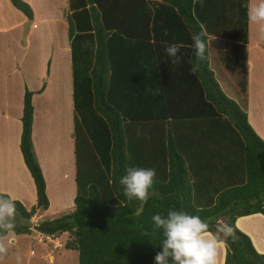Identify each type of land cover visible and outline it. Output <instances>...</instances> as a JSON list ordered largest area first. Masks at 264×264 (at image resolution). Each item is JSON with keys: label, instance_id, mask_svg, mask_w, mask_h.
Segmentation results:
<instances>
[{"label": "trees", "instance_id": "obj_1", "mask_svg": "<svg viewBox=\"0 0 264 264\" xmlns=\"http://www.w3.org/2000/svg\"><path fill=\"white\" fill-rule=\"evenodd\" d=\"M9 1L31 18L27 3ZM247 1L203 0L201 6L200 0L195 4L194 0H67L75 163L73 209L42 219L32 228L45 235L67 232L70 237L64 247L77 252V264H156L154 257L161 251L163 236L162 230L153 228L151 217L157 213L166 216L169 209L211 220L213 231L217 218L232 226L234 235L225 239L223 264H264V253L257 252L249 237L234 225L238 216L264 215V141L250 128L244 111L219 89L207 67V54L197 61L192 47L193 36L201 31L206 33L205 40L208 35L223 37L232 42L234 61L244 64ZM173 43L193 54L198 64L194 74L190 69L196 64L184 66L194 84H182L179 92L166 83L161 65L155 84H151L133 77L135 64H122L127 53L143 52L138 46ZM131 58L128 56L127 61H134V55ZM244 83L243 69L241 90ZM188 88L196 90L195 102L201 103V109L207 107L225 115L224 121L239 143L238 155L223 151L224 180L208 197L190 194L188 173L177 154L178 160L162 165H141L135 163L138 152L131 143L129 123L143 119L135 115L137 109L146 106L150 113L144 117L161 121L176 108L192 103L182 95L173 99L177 93L187 94ZM30 97L31 92L25 88L18 147L34 184L35 203L26 210L13 199L18 212L15 234L29 233L28 220L48 207L45 182L30 139ZM236 157L241 161L242 175L235 179L228 162ZM129 167L156 171L140 216L134 215L139 201L128 202L119 183Z\"/></svg>", "mask_w": 264, "mask_h": 264}, {"label": "crops", "instance_id": "obj_2", "mask_svg": "<svg viewBox=\"0 0 264 264\" xmlns=\"http://www.w3.org/2000/svg\"><path fill=\"white\" fill-rule=\"evenodd\" d=\"M22 1L27 3L31 9L32 16L30 19L14 8L9 0H3L2 5L6 11L4 14L6 15L5 19L9 16L12 18V21L7 24V29L4 30L6 33H12L11 43L18 45L22 40V36L25 40L22 55L32 49V54L38 55L42 64L37 65L31 62L27 64L12 63L8 68L10 70H7L6 73L7 82L11 84L10 86L15 85L16 88L13 92L9 88L10 86L7 85L10 90L9 97L14 100V103L0 106V193L8 194L12 199L18 200L26 210L35 203L34 184L23 163L18 147L21 131L22 96L26 88L31 92L32 121L30 139L45 182V193L47 195L49 177L47 162L50 161L52 168L58 172V175L56 174L58 183L63 184V191L60 193V198H58L59 201L56 199L55 201L60 205H72L73 207L75 163L67 24L64 20L63 10L60 9L57 2L53 0ZM248 4L249 0L247 6ZM25 24H27L26 30L24 29ZM250 26L247 20L244 64H237L234 61L231 40L208 35L206 39L208 45L206 50L207 67L211 70L219 89L225 96L234 100L239 108L244 111L250 128L264 141V43L260 39L250 36ZM58 27L62 29L60 32L57 30ZM165 46L160 44L138 46L143 52L127 53L122 64H135L132 68H135L137 72H134L133 77L143 79L144 82L151 84H155L161 65L165 72L163 75L166 78V83L176 86L175 90L179 92L182 84H194L191 75L184 66L186 64H196V62L192 58L193 54L191 55L188 50L181 47L179 61L172 63L171 58L165 54ZM223 53L225 59L220 58ZM132 55H134V61L130 60L131 62H128L127 57L129 56L130 59ZM226 57L228 58L227 62ZM143 66L146 69H143ZM221 66L220 77L218 70ZM243 69L245 83L244 90H241L239 80ZM143 70L145 73H143ZM185 77L187 82L184 79ZM148 78L149 80H147ZM228 84L232 89L229 88ZM195 91L194 88H188L186 90L187 94H175L173 99H181L180 95H182L188 103H192L182 105L181 108H178L179 110L176 108L172 111V114L161 121L144 117L148 116L145 115L146 113H150V111H147L146 106L137 109L135 115H140L143 119L131 121L129 130L133 136L131 143L136 146L138 152L135 163L162 165L164 161L178 160L177 154L183 161L188 173L187 183L190 187V194L192 196L208 197L213 194L218 186L222 185L224 180V175H222L223 151L226 150L238 155L239 143L235 138V133L230 130L224 121L225 115L217 110L213 112L207 107L201 109V103L195 102L196 99L198 100V96L194 94ZM55 113L64 122L63 126L66 128L64 138L60 137L62 129L59 130V136L56 137L50 128L52 126L50 121H52ZM138 130L139 135L137 134ZM44 139V143L48 140L50 148L47 147V151L43 154L41 146ZM231 139L233 141H230ZM57 140L60 143L56 144ZM228 156L231 157L230 154ZM228 163L235 173L234 178L241 177L242 167L239 157ZM65 186L66 189H64ZM64 202H67V204ZM234 225L249 237L257 252L264 253V215L257 212L238 216L234 220ZM35 232L38 240L42 236L47 237V235L36 230ZM62 233L67 234V232ZM10 238L14 240L13 237ZM57 244L58 247H61L59 243ZM49 245L53 249H50L45 243L42 244V251L39 255L42 261H46L47 264H59L58 262L69 264L65 263V260L69 257L67 252L73 249H60L50 243ZM224 253L223 244L219 250L220 264H223Z\"/></svg>", "mask_w": 264, "mask_h": 264}, {"label": "clouds", "instance_id": "obj_3", "mask_svg": "<svg viewBox=\"0 0 264 264\" xmlns=\"http://www.w3.org/2000/svg\"><path fill=\"white\" fill-rule=\"evenodd\" d=\"M196 0H194V4ZM203 6V0H200ZM247 20L250 25H256L259 38L264 40V0H250L246 9ZM206 33L201 31L193 36V49L197 61L204 60L207 50ZM180 44L165 46L166 56L172 63L179 61ZM198 64L190 72L197 71ZM139 135V130L137 132ZM156 176L155 169L129 167L126 174L120 178L123 195L128 202L138 200L139 205L134 211L140 216L147 204ZM123 203V202H120ZM18 216L16 203L8 194H0V259L8 253L14 237L16 218ZM153 228L162 230L163 239L160 242L161 251L154 259L156 264H220L219 250L225 239L234 235L232 226L220 221L215 222V230L211 228V220L202 219L199 215H190L183 210L169 209L166 216L159 213L151 217Z\"/></svg>", "mask_w": 264, "mask_h": 264}, {"label": "rangeland", "instance_id": "obj_4", "mask_svg": "<svg viewBox=\"0 0 264 264\" xmlns=\"http://www.w3.org/2000/svg\"><path fill=\"white\" fill-rule=\"evenodd\" d=\"M53 1L57 2L60 9L63 10L64 20L66 21L65 15L67 13V0H53ZM2 2L3 0H0V91H2L0 93V106L2 104L12 105L14 103V100L9 97V91H10L9 88H11L14 92L16 86L15 85L10 86L11 84L8 83L6 80L7 70H10L8 69L9 66L12 63L13 64H27L31 62L32 64H37V65L42 64V62H40V59L38 58L39 56L32 54L33 53L32 49H29L28 53H25L22 55L24 51L23 48H24V41H25L22 36H21L22 40L19 42L18 45L11 43L12 33H6L4 29H7V24L10 21H12V18L9 16L7 19H5L6 15L4 14L6 13V11H5V7L2 5ZM24 27H25L24 29L26 30L27 24H25ZM250 28H251L250 36L255 39H260L257 26L251 25ZM57 30L60 32V30L62 29L58 27ZM260 41L264 43V40L260 39ZM220 58L225 59V54L223 53L222 55H220ZM227 61H228V58L226 57V62ZM15 70H16V67H15ZM221 72H222V66L218 70V75H220V77H221ZM7 85L10 87L8 88ZM229 88L231 87L229 86ZM234 90H235V87H234ZM54 115L55 116H53L52 121H50L52 124V126H50L52 133L54 132L55 133L54 135L58 137L59 130L62 129L60 137L64 138V133L66 132V128L65 126H63L64 122H62V120L57 115V113H55ZM42 131L44 132L43 129ZM45 134H47V132H45ZM44 141L45 139L42 141V146H41V151L43 150V154L45 153V151H47L46 150L47 147L50 148L48 140L45 142L46 144L44 143ZM58 143H60L59 140H57L56 144ZM47 166H48L47 171L49 174L48 184H47V195H46V197L48 196L47 197L48 207L44 211H41L40 213L36 212L28 220V223L31 227L29 234L28 233L27 234H24V233L14 234V237H13L14 240L8 249V253L3 257V259H0V264H47L46 261H42V259L39 258V255L42 251L41 248H42L43 243H45V245L49 247H50L49 243L52 244L54 247H58L59 245L57 243H59L61 247H58V248L60 249L65 248L64 242L67 238L70 237L68 233L47 235V237L42 236L41 239L38 240L37 233L32 228L33 224L38 223L42 219L54 218L63 213H67L73 209L72 205H68V206L67 205L65 206L64 204L60 205L59 203L55 201V199L58 200V198H60V193L63 191V184L58 183V180L56 179V174L58 172H56L55 169L52 168V166L50 165V161L49 163L47 162ZM71 174L73 175L72 170H71ZM64 189H66V186ZM69 191H70V188H69ZM64 203L67 204V202H64ZM42 238H45V239H42ZM50 249H53V248L50 247ZM67 254L69 257L68 259L65 260V263L70 264L71 262H73L71 264H77L76 251L70 250L69 252H67ZM58 263L61 264L60 262Z\"/></svg>", "mask_w": 264, "mask_h": 264}]
</instances>
